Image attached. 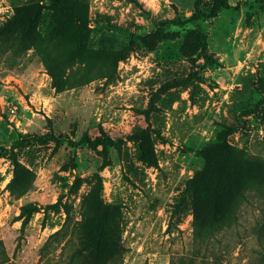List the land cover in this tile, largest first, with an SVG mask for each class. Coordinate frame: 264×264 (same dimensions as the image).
I'll return each mask as SVG.
<instances>
[{"label":"rangeland","instance_id":"rangeland-1","mask_svg":"<svg viewBox=\"0 0 264 264\" xmlns=\"http://www.w3.org/2000/svg\"><path fill=\"white\" fill-rule=\"evenodd\" d=\"M228 1L186 23L195 0H75L89 39L74 61L84 28L50 11L36 48L0 40V264H103L107 249L116 264L258 261L264 198L252 194L206 243L210 219L195 217L189 190L211 144L264 159V0ZM32 4L0 0L13 13ZM161 27L170 39L151 47ZM48 135L114 146L72 150ZM25 205L38 212L23 228ZM99 229H114L115 246Z\"/></svg>","mask_w":264,"mask_h":264},{"label":"trees","instance_id":"trees-1","mask_svg":"<svg viewBox=\"0 0 264 264\" xmlns=\"http://www.w3.org/2000/svg\"><path fill=\"white\" fill-rule=\"evenodd\" d=\"M33 2L29 8H14L12 17L0 26V40L13 39L18 40L24 45V51L36 48L41 33L39 32L41 21L46 12H52L58 19L63 20L71 26H79L84 28V37L81 43L74 48L68 61L76 60L84 51L89 39V31L84 23L81 11L76 6L75 0H30ZM262 0H246L243 6H252ZM203 0H195V12L187 20L186 23H199L216 19L224 10H229L231 6L228 0H213L209 6L203 4ZM241 5V4H239ZM180 21H168L166 24L180 25ZM165 24V23H164ZM65 25V24H64ZM164 26V25H162ZM162 28V29H161ZM152 32L147 37V42L154 47L156 44L170 39L169 33H164L163 27ZM62 32V29L57 31ZM201 35L202 40H206V36ZM132 50L131 45L125 47L118 53L117 61H124L128 58ZM51 72L52 76L56 73ZM46 139L56 142L58 145L66 144L72 150L78 146L87 145L91 148L98 146L104 149L113 147L114 143L107 138H96L91 140L87 136L75 142L68 137L48 135ZM201 156L205 162L201 171H197L193 180L190 182L188 194L192 196V207L195 217L210 219L209 231L210 238H214L226 228L236 225L239 221V208L247 202L252 194H257L259 198H264V159L251 156L244 150L231 147L225 139L216 144H211L201 151ZM2 155H0V158ZM12 163L18 168L19 162L13 157ZM146 162L155 164V162L145 159ZM264 200V199H263ZM37 209H33L32 213H37ZM31 206L25 205L21 209V217L23 219V228L29 224L31 216ZM32 214V215H31ZM97 226H102L95 221ZM93 226V225H92ZM109 227H111L109 225ZM97 242L99 244L113 245L114 229H99L96 231ZM254 234L257 237L261 253H259L258 261L253 264H264V221L254 228ZM199 237V236H198ZM114 248V247H113ZM112 252L110 249L105 250L101 259L103 264H116L111 262ZM260 259V261H259Z\"/></svg>","mask_w":264,"mask_h":264},{"label":"built area","instance_id":"built-area-1","mask_svg":"<svg viewBox=\"0 0 264 264\" xmlns=\"http://www.w3.org/2000/svg\"><path fill=\"white\" fill-rule=\"evenodd\" d=\"M13 15V11L8 8H0V26Z\"/></svg>","mask_w":264,"mask_h":264}]
</instances>
